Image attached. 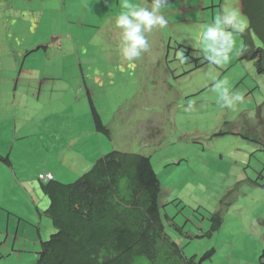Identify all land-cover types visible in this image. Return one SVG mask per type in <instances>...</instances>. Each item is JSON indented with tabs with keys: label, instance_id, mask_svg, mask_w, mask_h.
<instances>
[{
	"label": "rangeland",
	"instance_id": "obj_1",
	"mask_svg": "<svg viewBox=\"0 0 264 264\" xmlns=\"http://www.w3.org/2000/svg\"><path fill=\"white\" fill-rule=\"evenodd\" d=\"M120 5L121 0H0V156L9 161H0V229L9 233L5 246L0 243V264H36L40 241L54 233L43 214L49 203L38 190L40 176L72 183L111 151L149 157L161 186L165 231L186 258L260 264L264 75L253 61L240 60L241 31L228 28L239 51L226 64L207 62L194 46L201 25L232 10L246 31L240 0L168 5L162 10L166 26L146 33L149 49L134 67L118 51L113 21ZM223 80L245 97L234 110L222 107L213 91ZM88 99L108 137L94 132ZM33 202L41 223L16 214L36 213ZM213 213L222 224L211 233ZM16 235L23 248L12 252Z\"/></svg>",
	"mask_w": 264,
	"mask_h": 264
},
{
	"label": "trees",
	"instance_id": "obj_2",
	"mask_svg": "<svg viewBox=\"0 0 264 264\" xmlns=\"http://www.w3.org/2000/svg\"><path fill=\"white\" fill-rule=\"evenodd\" d=\"M240 11L248 21L247 30L237 33L240 60L253 61L256 73L264 75V0H240ZM252 35L261 47L254 45ZM88 100L94 132L108 137ZM0 161L9 163L7 157L0 156ZM38 182L49 201L43 214L54 233L40 243L36 264H199L195 256L186 258L165 231L158 205L161 186L148 156L111 151L72 183ZM208 220L211 233L222 224L219 213L210 214ZM168 226L182 234L180 227ZM262 253L260 264L264 249Z\"/></svg>",
	"mask_w": 264,
	"mask_h": 264
},
{
	"label": "clouds",
	"instance_id": "obj_3",
	"mask_svg": "<svg viewBox=\"0 0 264 264\" xmlns=\"http://www.w3.org/2000/svg\"><path fill=\"white\" fill-rule=\"evenodd\" d=\"M169 0H144L143 4L134 3L133 0H121V10L114 17V27L119 29L118 51L120 57L128 62L129 67H134V62L149 49L146 33L154 28H163L167 20L163 9L168 6ZM243 31L246 27L238 19L235 10L218 15L211 23L201 25L196 38L195 47L203 54L204 59L216 65L229 62L231 54L237 49L233 37V31ZM187 61V57L181 55V63ZM222 101V107L234 110L238 104L245 101L241 93L234 92L228 81H217L213 88ZM50 175V179L45 176ZM43 182L53 180L50 173H45L39 178Z\"/></svg>",
	"mask_w": 264,
	"mask_h": 264
},
{
	"label": "crops",
	"instance_id": "obj_4",
	"mask_svg": "<svg viewBox=\"0 0 264 264\" xmlns=\"http://www.w3.org/2000/svg\"><path fill=\"white\" fill-rule=\"evenodd\" d=\"M9 175H10V173H9ZM11 177V176H10ZM39 180V179H38ZM33 181V180H32ZM34 190L36 191V189L34 188ZM39 191H40V189H38ZM40 193H41V195L43 196V197H46L41 191H40ZM30 196V195H29ZM42 196H40V198L38 197V199L39 200H41V202L43 203V198H42ZM30 199H32V201H35L36 199H34L33 197H31L30 196ZM48 203H49V201H48ZM33 204H34V208H35V211H36V213H32L31 211H29L27 214H24V213H16L18 216H19V218L20 217H24V219L25 220H27L28 218H30V221H33L32 219H38V221L41 223V215H42V212H40V207L37 205V204H35L34 202H33ZM2 211H4V210H2ZM45 211V210H44ZM38 216V217H37ZM39 232V231H38ZM8 235H9V233H4V232H2V230L0 229V243L1 244H3L4 246H5V241H4V239H6L7 237H8ZM4 238V239H3ZM21 238H19L18 237V235H16L15 237H14V240H13V243H12V252H19L20 250H21V248H23V246H21V240H20ZM22 241H23V239H22ZM15 242H18V248L16 249V250H14V243ZM26 241H23V244L25 243ZM42 241H40V243H41ZM8 255L7 256H9V254H10V252L9 253H7ZM3 264H9V262H8V260H6V262H3Z\"/></svg>",
	"mask_w": 264,
	"mask_h": 264
},
{
	"label": "built area",
	"instance_id": "obj_5",
	"mask_svg": "<svg viewBox=\"0 0 264 264\" xmlns=\"http://www.w3.org/2000/svg\"><path fill=\"white\" fill-rule=\"evenodd\" d=\"M45 178L46 179H50L51 177H50V175H46Z\"/></svg>",
	"mask_w": 264,
	"mask_h": 264
}]
</instances>
